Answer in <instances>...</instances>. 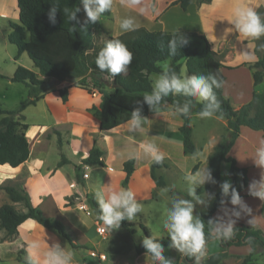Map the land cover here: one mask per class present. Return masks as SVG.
<instances>
[{
	"label": "trees",
	"instance_id": "trees-1",
	"mask_svg": "<svg viewBox=\"0 0 264 264\" xmlns=\"http://www.w3.org/2000/svg\"><path fill=\"white\" fill-rule=\"evenodd\" d=\"M212 0H197V4H208ZM191 0H177L173 4H178L182 10H186ZM18 8V25H11V32L8 42L17 48V57L25 53L38 70L37 75L25 68L17 67L13 76L8 80L12 83L24 85L28 90L27 99L21 102L14 111H5L0 108V163L22 164L29 157V148L24 132L28 125L23 123L22 112L28 106H34L51 87V80L58 83L68 84L57 90L62 103L68 99V90L78 88L84 90L89 95L98 92L101 95L98 106L91 107L88 111L99 120L100 133L109 132L114 128L130 121L131 114L139 110L142 118L148 115L150 106L144 101V94L152 92L151 75L159 76L163 69L160 64L169 62V69L181 76V62L184 61L188 77L193 75L213 74L224 82L225 78L221 69L225 68L212 52L203 36L186 31L162 32L147 31L140 27L133 31L124 32L116 37L104 38V31L99 21L88 22L87 18H82V0H16ZM53 6L57 11L50 18ZM94 6V5H92ZM72 11L79 8L76 13L77 20L69 21L64 9ZM102 17L109 16V11L101 13ZM55 21V22H53ZM78 21V22H77ZM75 27V31L71 29ZM27 31L29 38L24 40V32ZM176 37H184L189 40L185 46H178L176 55L170 54V41ZM112 39H119L133 53V60L128 66L125 75H116L112 78L107 70L101 72L95 63L98 52L105 43ZM192 39H199L204 44L203 51L191 49ZM262 55L251 66L253 69L251 78L252 85L261 83L264 76V39L262 40ZM230 69V68H228ZM170 71V74H171ZM4 77L0 75V80ZM111 89V93H102L103 89ZM216 94L219 109L215 110L214 117L223 118L226 121L227 137H222L212 148L206 159V166L211 169V176L215 183L206 182L202 187H198L195 193L202 191H213L219 182V168L221 163H228V178L235 187V171L241 174L243 185H245V170L237 169L234 160L228 157V153L238 138L240 128L245 127L252 131L264 133V89L260 94L253 93L251 99L244 105L234 107L230 100L223 96L222 87L213 88ZM209 101L198 102L194 97H187L183 94L170 93L167 97H162L159 104H167L176 110L187 104L189 114L180 117L182 124L178 131L182 139L183 155H192L196 152L192 141V127L190 119L192 115H197L203 110ZM61 145V141L58 140ZM104 151L93 146L87 157L82 161V165L89 167H106L103 161ZM66 160L61 157L57 167H61ZM162 167L160 164L151 163L150 178L158 188L165 189L167 185L156 171ZM166 167V166H164ZM195 168H193L194 170ZM122 170L124 179L121 188L129 189L128 183L134 172V160L130 159L123 163ZM192 170V171H193ZM9 201L12 203L0 207V230L4 232V239H11L16 235L17 227L28 219L36 221L47 229L56 231L69 245L72 250L78 249L74 243L68 228L60 221L45 218L38 208L32 207L30 199L22 187L21 182L11 185H0ZM215 200L212 208L204 215H198L205 224V237L207 243L217 240L221 249L230 247L250 248L249 255L243 257L239 264H256V260L264 254V230L255 226L237 225L234 226V235L230 240L222 238V231L215 230L216 222L212 219L213 213L225 201L230 200V196H223L222 193L214 194ZM74 196L67 198L66 206L73 204ZM90 207L96 216L100 211L97 203L90 197ZM16 205L23 207V211L16 208ZM260 210L264 214V201ZM124 228L126 220L121 221ZM143 236L149 237L146 228L140 226ZM249 238H251L249 240ZM161 245L166 246L167 241H161ZM138 256L148 253L142 244L136 245ZM11 255L7 254L9 258ZM172 264L185 263L192 264L195 256H188L185 253L176 259L165 256ZM24 251H18L16 260L24 264ZM154 260V259H153ZM154 264L160 261L154 260ZM264 264V260L262 261Z\"/></svg>",
	"mask_w": 264,
	"mask_h": 264
},
{
	"label": "rangeland",
	"instance_id": "rangeland-1",
	"mask_svg": "<svg viewBox=\"0 0 264 264\" xmlns=\"http://www.w3.org/2000/svg\"><path fill=\"white\" fill-rule=\"evenodd\" d=\"M254 2L255 10L261 14H264V0H243V6L252 7ZM128 0H113V6L109 10V17H102L98 20L104 31V38L116 37L124 33L120 29V21L124 18L130 17L133 20L135 28H145L148 31H160L165 29L167 31H175L178 28L183 31L193 32L197 35L205 37L208 42V46L212 52L216 54L217 59L221 62L222 66L225 68L223 74L225 78L224 93L227 99L230 100L234 107H239L250 101V91H251V77L248 78V69H238L232 70L231 67L238 65L240 62L244 61L246 63L248 60L253 59V62L248 65L249 69L256 63L255 57L259 59L262 55V40L264 36L260 39L255 40L253 47H248L246 45L247 41H243L242 44H238L234 39L229 38L228 41H224L229 35V30L220 29L214 25V21L217 19L215 15L212 14L210 18H207L203 23L199 24L194 12L195 2L190 6L189 12L184 17H175L174 14H170L162 18L165 20V25L160 23L149 22L147 17L141 12L128 5ZM136 5L139 6L138 3ZM82 18H87L84 12L82 3ZM180 10V9H178ZM181 12V11H177ZM179 14V13H178ZM18 8L16 0H0V75L4 78L0 80V108L5 111H14L18 108L19 104L27 99L28 90L27 88L18 83H12L8 79L13 76L17 67L25 68L37 75L38 78L41 77L38 74V70L34 67L31 60L27 57L25 53L21 54L17 60V48L8 42V36L10 34L11 25H18ZM233 37V36H232ZM29 35L27 31L24 32V40L27 41ZM223 42V43H222ZM222 43V44H221ZM219 46V47H218ZM204 44L199 39H192L191 49L196 51H203ZM218 47V48H217ZM255 55V56H254ZM245 56L250 57L245 59ZM169 65V62L161 63L159 66L163 69L164 65ZM181 77H188L184 61L181 62ZM126 72L120 73L118 75H125ZM158 77L157 75H151L150 80L153 85L154 79ZM67 82H62L56 86H52L49 91H57L59 88L65 86ZM264 89V76L262 77L261 83L256 86L254 92H263ZM74 92L72 96L73 105H82L84 101L82 96L75 92H84V90L78 88H72ZM102 93H111V89H103ZM229 93V94H228ZM176 95V94H174ZM61 100V99H60ZM86 101H89L86 99ZM49 104L55 109L56 102L53 97L50 98L48 104L40 102L34 106H28L22 115L25 116L26 121L33 124L31 134L38 133V125H53L55 118L50 112ZM164 108H162L161 106ZM172 108L167 104H158L155 108H151L152 115L158 112L170 113ZM57 110V109H56ZM174 110V109H172ZM175 111V110H174ZM220 119L212 117L208 119H201L198 115L193 116L190 119V125L193 130L194 142L198 150L192 155H183L182 151L179 150L178 145L173 141V120L171 118H164L161 121H156L151 119L149 122H145L142 129L130 128L129 123L120 125L112 130H110L107 135L108 140L106 141V146L104 151V160L106 161L107 167L111 169L110 173L103 172H92L91 167L85 170V173L89 176V180L94 184L97 191L105 193L107 195L110 191H116L121 188L120 179V165L121 162L129 160L131 155L136 153L139 148L138 143L151 142L157 145L159 150L164 154V159L160 163L162 167L156 171L158 176H161L168 189L157 188L152 194V199L146 202H139L142 205V211L135 214V218L132 221L126 220L127 228H124L120 224L119 229L113 230L110 233L106 229L105 225L100 221H97V227L104 228L105 235L107 239L105 241H100V238H96V242L99 241L97 247L89 248L92 249L98 255H102L105 260L99 261L97 258H91L89 264H146L149 256L140 255L136 253V245L142 244V240L145 238L141 232L140 226L146 228L150 233V237L153 238L154 242L160 243L161 241L169 240V247L164 249L162 255L168 256L172 259L183 255L175 246L172 245V241L163 228V222L166 218L167 211L173 206V201L177 199H187L192 200V197L188 195V188L190 183L186 179V175H194L195 172L206 166L207 155L211 152L213 145L218 141V138L225 133V128L221 125ZM161 126L162 131V141L159 137H155L154 130L157 127L159 130ZM116 129V131H115ZM56 130L53 128L48 129L46 133V141L51 137L52 144H49L46 152L45 165L51 166L61 159L62 155H58L59 147L58 140L55 134ZM101 133L99 137H101ZM212 137V139L210 138ZM225 136V135H224ZM222 136V137H224ZM98 137V136H97ZM96 137V138H97ZM98 137V138H99ZM131 141L133 144H128L127 141ZM144 140V141H143ZM70 152H68V155ZM148 155L143 154L141 157L142 161H147ZM60 161V160H59ZM65 165V164H64ZM166 166V167H164ZM193 168H195L193 170ZM229 165L224 163L221 165V176L217 187L213 191H202L197 196H201L204 203H196L192 200L194 205L193 215L194 217L198 215H204L209 212L214 203V194L221 193L220 185L231 180L228 178ZM139 173L136 176L135 183L133 186L137 187V180L143 175V171L139 169ZM193 170V171H192ZM82 173V169L80 174ZM62 174L65 179L69 180L71 176V171L69 166H64L62 169ZM78 177V176H77ZM130 181V180H129ZM76 182L79 179L76 178ZM129 184V183H128ZM129 187V186H128ZM202 186H196V188ZM95 192V195H96ZM76 197V196H75ZM80 197V195H78ZM75 198H73V202ZM16 208L23 210V207L16 205ZM81 212V211H79ZM88 212L93 214L92 219H98L95 215L94 210L89 206ZM82 218L84 220H90L82 213ZM43 215V214H42ZM218 229V228H217ZM0 239H4V232L0 230ZM143 245V244H142ZM164 247V246H163ZM237 250V249H234ZM2 249L0 248V254ZM147 257V258H146ZM213 258V256H212ZM89 260V258H88ZM264 260L263 256L256 260V264H262ZM240 262L226 261L220 262V264H239ZM0 264H15L10 261H4ZM207 264H217L216 261L211 260ZM219 264V263H218Z\"/></svg>",
	"mask_w": 264,
	"mask_h": 264
},
{
	"label": "crops",
	"instance_id": "crops-1",
	"mask_svg": "<svg viewBox=\"0 0 264 264\" xmlns=\"http://www.w3.org/2000/svg\"><path fill=\"white\" fill-rule=\"evenodd\" d=\"M176 1L177 0H139V6L130 3H128V5L132 6L138 11H141L147 17L149 22L151 21L154 23H160L163 26L165 25V20H162V18L170 15L171 13L174 14L175 17H184L188 14L190 6H192L193 2H195L194 12L199 24L203 23L213 14L217 16L215 17L217 21L215 20L213 24L220 29L229 30V35L226 39H224L223 42L228 41L229 38H231L234 39V42L236 41L238 44H242L245 40L247 41L246 45L248 47H253L254 42L252 41V38H245L240 35L235 29L234 25L231 23L235 8L238 6H243V0H212L208 4L199 5L197 4V0H191L188 8L185 11L182 10L178 4H173ZM255 1L257 2L258 0ZM252 3V7L255 9L254 2ZM179 30L182 29L178 28L175 31ZM160 31L171 33V31H167L165 29ZM254 60L257 61V57H255ZM242 62L231 67V69H248L247 74L248 78H250L252 71L249 69L248 65H243ZM248 62H253L252 57L250 61L248 60ZM244 63L250 64L246 62ZM224 69L228 68H222V74ZM224 85L225 80L222 85V93L223 96L227 98V96L230 95L224 93ZM250 85V96L253 93H262L254 92L256 86L252 85V78ZM75 93L82 96L81 98L84 101L82 105H73L72 96L74 92H72V88L68 90V99L66 103H62L57 91H48L43 95L42 99H40L36 104L43 101L44 103L48 104L50 98L53 97L56 102V108L54 109L50 104L49 107L50 112L53 114L56 122H53L52 126L38 125L36 128L38 129V133L31 134L34 125L28 123L25 116L23 115V123L28 125L24 135L28 143L29 157L27 161L22 164H10L8 162L0 163V185H11L16 182H21L23 189L30 199L31 206L38 208L45 218H51L60 221L70 231L74 243L78 246V249L73 250L75 254L73 264H89L88 262H90V259L92 258L89 255L92 249L89 248L94 249L100 244L99 241L96 242V238H100V241H105L107 236L105 235V232L101 234V228L96 226V220L103 223L99 219V216H97L98 219H92L93 214L88 212V207L90 206V197L97 203L95 195L97 188H95L93 183L88 181L89 176L85 173V170H87L89 167L82 165L81 163L87 157L93 146H96L101 150L105 148L104 146H106V141L108 140L107 135L109 133H101L102 136L99 137V120L88 111L91 107L98 106L101 95L98 92H94L92 95H89L85 91ZM86 99L89 101H86ZM161 107L164 108L163 106ZM173 112L174 110L171 109L170 113L161 111L152 115L151 108H149L148 115L144 119H146L145 122L147 123L151 119L161 121L164 118H171L173 120L174 131L173 141L176 145H178L179 150L182 151V139L178 131L182 121L178 114H173ZM193 116L195 115H192V117ZM215 118L220 119L219 121L221 125L226 129V121L220 117ZM50 128L56 130V138L61 141L58 155H62V157L66 160L65 165H62L59 168L57 167V164L60 159L51 166L45 165L44 163L46 159L47 147L49 144H52V138L54 137L53 136L48 141H46V133ZM162 131L163 130L161 129V126L159 130H157V127L154 130L156 139L159 137L161 141L163 137ZM222 136H228L227 129L225 130V133L218 138V141L213 145V147L220 141ZM210 138L212 139L211 136ZM261 139H264V133L260 131H252L245 127L240 128L238 138L230 149L228 157L234 160V166L237 169L245 170V185H243L241 174L236 171L233 173L235 175V188L241 197V204L232 205L230 200L227 202L224 201L212 215V219H214L216 222L215 230L219 228L222 231L223 228L227 227L229 223L232 224V227L237 225H245L255 226L264 230V214H262L260 210L261 203L264 200H261L258 197H253L249 194V185L252 183V181H259L261 178H264V168H261L254 163L255 150L259 146V141ZM192 141L197 151L198 148L194 142L193 130ZM127 142L128 144H133L130 140ZM144 143L146 142L144 141ZM141 144H143V142L137 144L139 150L135 154L133 153L130 157V159L134 160V172L130 177L128 186L129 189L134 192V198L136 201L146 202L152 199V194L158 187L155 186L154 182L150 178V165L152 163L150 156L147 161H142L141 159L144 154L140 147ZM68 152H70L69 155ZM136 154H138V158ZM103 161L106 167H91L92 172L101 171L105 175L106 173H110L111 169L107 167L104 156ZM124 162L125 161L121 162L120 171L118 172L120 173L121 182L125 176L122 170V165ZM222 164L224 163H221V165ZM221 165L219 168V178L221 176ZM64 166L70 167L71 176L69 180L65 179L62 174V169ZM138 168L143 171V175L140 177V180H137L138 186L134 187L133 184L135 183L136 176L139 173ZM81 169L82 173L80 174ZM84 174L86 175L85 178L83 177ZM76 178L79 179V182H76ZM102 194L104 195L105 193L102 192ZM78 195H80V197H78ZM108 195L109 194L104 195L105 199H107ZM72 196H76L75 201L72 205L66 206L67 198ZM5 204L12 205L7 195L0 190V207ZM79 211L84 213L86 217H89L88 219L90 220H84L82 218L81 212ZM250 221L252 223H250ZM32 240L40 242L41 253L48 250L56 243H59L62 248L71 249L66 241L56 231L44 228L36 221L28 219L17 227L16 235L13 238L3 241L0 239V248L2 249V253L0 254V263L4 261H10L15 264H21L16 260L17 252L22 250L26 256L27 244ZM168 244L169 240H167L166 246H161L163 249H167L169 247ZM206 253V258L202 257L200 264H207L211 260H214L217 264H220V262L226 261L227 259H230V261L234 262H240L243 257L249 255L250 248L248 246H243L230 247L229 249L223 250L221 249L219 242L217 240H213L207 243ZM7 254H10L11 256L7 258ZM147 260L148 261L146 264H154V260L151 256H149ZM182 264L188 263L183 261ZM192 264H196V258Z\"/></svg>",
	"mask_w": 264,
	"mask_h": 264
},
{
	"label": "clouds",
	"instance_id": "clouds-1",
	"mask_svg": "<svg viewBox=\"0 0 264 264\" xmlns=\"http://www.w3.org/2000/svg\"><path fill=\"white\" fill-rule=\"evenodd\" d=\"M128 2L136 4L139 0H128ZM82 3L87 21L92 23L97 22L100 19L101 13L111 10L113 6V0H82ZM56 11L57 7L53 6L49 14L50 18ZM64 11L69 21H76V13L80 9L76 8L69 11L65 8ZM231 23L237 32L245 38L258 40L264 36V14L257 12L253 7H236ZM119 26L123 32L135 30L133 20L130 17L122 19ZM71 30L75 31L76 29L73 27ZM188 43L189 40L187 38L176 37L174 33V38L170 41V54L176 55L178 46H185ZM249 58L245 56V59ZM132 60L133 53L127 48L125 43L119 39H112L107 41L98 52L95 63L101 72L107 70L109 75L114 78L117 74L126 72ZM170 71L168 65L165 64L162 73L153 81L151 94H144V101L150 108H155L160 103L162 97H167L170 93L183 94L187 97L196 98L198 102L209 101V105L198 112L197 115L201 119L212 118L215 115V110L220 107L213 88H221L223 81L211 73L207 76L193 75L191 77H181L174 71H171L170 74ZM173 114L187 116L189 114V106L185 104L184 107L177 108ZM145 121L146 119L140 116L139 110H135L131 114L129 127L142 129ZM140 147L145 155L150 156L153 163L160 164L163 161L164 154L156 144L146 142L141 144ZM136 155L138 158V154ZM254 157V163L264 168V139L259 141V146L255 150ZM186 179L190 183L188 195L196 203H204L202 197L196 195L195 187L203 186L206 182L215 183L211 176V169L204 166L198 169L194 175H186ZM220 187L223 196H230V203L232 205L241 204V197L237 189L230 182L225 181ZM165 191H168V189H165ZM249 194L264 200V178H261L259 181H252L249 185ZM134 195L132 190L125 188L110 191L107 199H105L102 192H96V199L100 209L99 219L103 222L109 233L119 229L121 221H132L135 218V214L142 211V205L136 201ZM192 200H174L172 208L167 211L163 228L167 231L173 246L181 253H185L190 257L195 256L196 264H200L201 258H206L207 255V240L204 222L199 217H194L193 215L194 205ZM250 223L252 222L250 221ZM217 231L221 230L218 228ZM233 235L234 229L232 224L229 223L222 230V238L230 240L233 238ZM142 244L154 260L160 261V264H172L170 260L165 259L162 255L164 249L161 244L154 242L153 238H144ZM26 251L27 255L24 264H73L75 255L72 249L62 248L59 243L52 245L48 250L41 253V244L36 240L28 242Z\"/></svg>",
	"mask_w": 264,
	"mask_h": 264
},
{
	"label": "built area",
	"instance_id": "built-area-1",
	"mask_svg": "<svg viewBox=\"0 0 264 264\" xmlns=\"http://www.w3.org/2000/svg\"><path fill=\"white\" fill-rule=\"evenodd\" d=\"M83 177L85 178L86 175L84 174ZM100 233H101V234L104 233V228H101V229H100ZM89 255H90V257H92V258H97L99 261H103V260H104V257H103V256L98 255V254H96V253H94V252H90Z\"/></svg>",
	"mask_w": 264,
	"mask_h": 264
},
{
	"label": "water",
	"instance_id": "water-1",
	"mask_svg": "<svg viewBox=\"0 0 264 264\" xmlns=\"http://www.w3.org/2000/svg\"><path fill=\"white\" fill-rule=\"evenodd\" d=\"M50 82H51L52 86H56L59 84L58 81H56V80H51Z\"/></svg>",
	"mask_w": 264,
	"mask_h": 264
}]
</instances>
